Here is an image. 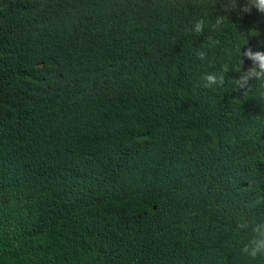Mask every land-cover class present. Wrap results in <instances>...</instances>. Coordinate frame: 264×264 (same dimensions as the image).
I'll return each mask as SVG.
<instances>
[{"label":"trees","instance_id":"16d2710c","mask_svg":"<svg viewBox=\"0 0 264 264\" xmlns=\"http://www.w3.org/2000/svg\"><path fill=\"white\" fill-rule=\"evenodd\" d=\"M246 3L0 0V264H264Z\"/></svg>","mask_w":264,"mask_h":264},{"label":"clouds","instance_id":"9594fccd","mask_svg":"<svg viewBox=\"0 0 264 264\" xmlns=\"http://www.w3.org/2000/svg\"><path fill=\"white\" fill-rule=\"evenodd\" d=\"M249 3H252V0H248V3L244 5V12H251V7L249 6ZM252 6H254L260 13H264V0H254V4H252ZM195 30L197 32H200L202 30V23H198L196 25ZM244 56L248 57L249 59H252L256 63H254L253 67L247 70L245 75L240 77L239 82L241 87H244L250 77H260L261 74L264 73V53L257 52L253 54L252 51L249 49L247 52L244 53ZM201 57H203L202 53ZM206 79L210 85L217 83V78L214 75H208ZM220 82H223L222 79ZM261 235H264V233H262ZM253 243L256 246L248 252L249 255L255 257L258 252H264V239L259 241H253Z\"/></svg>","mask_w":264,"mask_h":264}]
</instances>
